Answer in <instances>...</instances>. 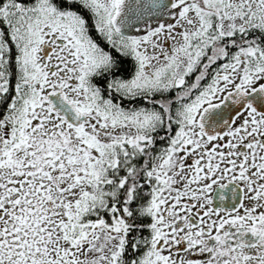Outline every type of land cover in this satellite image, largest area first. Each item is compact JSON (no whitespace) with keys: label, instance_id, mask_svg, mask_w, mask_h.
<instances>
[{"label":"snow or ice","instance_id":"1","mask_svg":"<svg viewBox=\"0 0 264 264\" xmlns=\"http://www.w3.org/2000/svg\"><path fill=\"white\" fill-rule=\"evenodd\" d=\"M0 264H264V0H0Z\"/></svg>","mask_w":264,"mask_h":264}]
</instances>
